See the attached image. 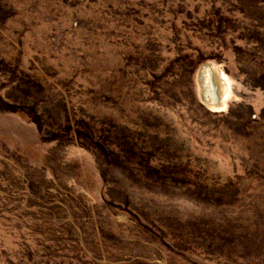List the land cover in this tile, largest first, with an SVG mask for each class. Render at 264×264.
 <instances>
[{
    "label": "rangeland",
    "instance_id": "obj_1",
    "mask_svg": "<svg viewBox=\"0 0 264 264\" xmlns=\"http://www.w3.org/2000/svg\"><path fill=\"white\" fill-rule=\"evenodd\" d=\"M0 264H264V0H0Z\"/></svg>",
    "mask_w": 264,
    "mask_h": 264
},
{
    "label": "bare ground",
    "instance_id": "obj_2",
    "mask_svg": "<svg viewBox=\"0 0 264 264\" xmlns=\"http://www.w3.org/2000/svg\"><path fill=\"white\" fill-rule=\"evenodd\" d=\"M210 69L211 72V82L215 87V93L217 96V101L212 102L210 91L208 87V79L209 75H207V69ZM197 82L199 87V97L201 101L207 105L212 110L222 109L225 105V98L227 97V88L228 83L226 78L219 74L211 67L209 64L202 65L197 73Z\"/></svg>",
    "mask_w": 264,
    "mask_h": 264
},
{
    "label": "water",
    "instance_id": "obj_3",
    "mask_svg": "<svg viewBox=\"0 0 264 264\" xmlns=\"http://www.w3.org/2000/svg\"><path fill=\"white\" fill-rule=\"evenodd\" d=\"M211 72H210V69L208 68L207 69V75H209V78L208 79V87H209V91H210V98L212 100V102H216L217 101V96H216V93H215V87L213 86L212 82H211Z\"/></svg>",
    "mask_w": 264,
    "mask_h": 264
}]
</instances>
